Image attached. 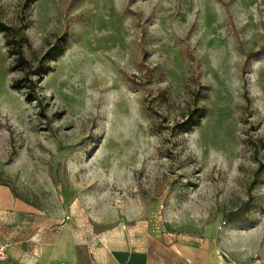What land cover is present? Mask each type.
I'll return each instance as SVG.
<instances>
[{"label":"rangeland","instance_id":"obj_1","mask_svg":"<svg viewBox=\"0 0 264 264\" xmlns=\"http://www.w3.org/2000/svg\"><path fill=\"white\" fill-rule=\"evenodd\" d=\"M0 22L52 68L37 98L13 90L25 72L0 33V197L14 203L0 243L68 235L84 264H264V50L247 57L264 0H0Z\"/></svg>","mask_w":264,"mask_h":264},{"label":"crops","instance_id":"obj_2","mask_svg":"<svg viewBox=\"0 0 264 264\" xmlns=\"http://www.w3.org/2000/svg\"><path fill=\"white\" fill-rule=\"evenodd\" d=\"M3 199L7 200L8 205L3 206L2 202H0V209L8 211L14 205L12 194L9 190L5 189L3 191V196L0 197V200ZM77 250V243L73 237L68 235H37L33 236V238L30 235L10 243L8 245L9 258L6 261H0V264H84L81 254L78 257ZM191 255L190 257L194 259L195 254L192 253ZM112 259V264H116L115 258ZM187 260L189 264L192 263L190 258ZM87 263L98 264L92 258Z\"/></svg>","mask_w":264,"mask_h":264},{"label":"trees","instance_id":"obj_3","mask_svg":"<svg viewBox=\"0 0 264 264\" xmlns=\"http://www.w3.org/2000/svg\"><path fill=\"white\" fill-rule=\"evenodd\" d=\"M35 0H29V4H32ZM135 0H131L133 3ZM225 8L229 13V17H232L228 5L225 4ZM25 28H11L3 23L0 22V33L5 34V45L8 48V53L15 57V65L14 69L24 71V76L15 81L11 88L13 90H27V99H31V97H38L37 96V83L35 82L34 78H43L47 76L52 68L50 67L49 63L41 62L38 67L33 68L31 62L25 57L24 55V47L29 45V40L25 34ZM68 34L64 33L62 37L58 39L57 45L51 47L49 51L46 53L48 57V62L56 61L59 57L63 56L66 51V43H67ZM264 50V46L256 50L252 53L247 54L248 58H256L260 52ZM205 116L203 110H196L193 113V116L184 124L180 125L182 130H189L193 127L198 126L201 119ZM248 207V202L244 204L243 208Z\"/></svg>","mask_w":264,"mask_h":264},{"label":"built area","instance_id":"obj_4","mask_svg":"<svg viewBox=\"0 0 264 264\" xmlns=\"http://www.w3.org/2000/svg\"><path fill=\"white\" fill-rule=\"evenodd\" d=\"M8 258V246L0 243V261H6Z\"/></svg>","mask_w":264,"mask_h":264}]
</instances>
